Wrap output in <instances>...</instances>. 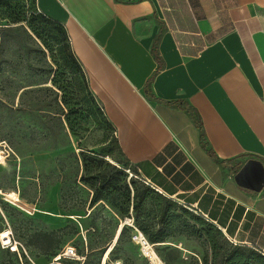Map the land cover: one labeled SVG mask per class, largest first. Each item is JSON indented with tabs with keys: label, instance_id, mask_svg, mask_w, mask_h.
Instances as JSON below:
<instances>
[{
	"label": "crops",
	"instance_id": "crops-1",
	"mask_svg": "<svg viewBox=\"0 0 264 264\" xmlns=\"http://www.w3.org/2000/svg\"><path fill=\"white\" fill-rule=\"evenodd\" d=\"M36 4L65 26L140 178L264 255V186L234 177L264 163V0Z\"/></svg>",
	"mask_w": 264,
	"mask_h": 264
},
{
	"label": "rangeland",
	"instance_id": "rangeland-1",
	"mask_svg": "<svg viewBox=\"0 0 264 264\" xmlns=\"http://www.w3.org/2000/svg\"><path fill=\"white\" fill-rule=\"evenodd\" d=\"M25 10L33 23L32 28L27 27L31 36L20 23L0 18L4 24L0 141L6 140L13 150L9 164L0 165L2 232L12 229L19 252H26L31 264H49L52 252L41 246L51 230L61 238L59 249L74 246L81 256L66 259V264H155L132 223L134 195L148 185L122 155L114 129L69 43L59 47L39 34L42 18L58 25L61 22L39 12L36 0H27ZM85 155L108 161L114 169L96 165L89 175ZM108 156L120 162L119 166L106 159ZM99 173L109 182L105 184L107 180L99 178ZM91 182L103 196L94 205H90L95 190ZM9 192L17 193L19 200L9 197ZM151 198L146 209L154 205ZM192 215L196 214H184L189 225L194 222ZM122 222L127 229L116 242L117 226ZM171 240L150 243L160 259L157 264H196L207 249L203 239L185 234ZM175 248L180 250V258H174Z\"/></svg>",
	"mask_w": 264,
	"mask_h": 264
},
{
	"label": "trees",
	"instance_id": "trees-1",
	"mask_svg": "<svg viewBox=\"0 0 264 264\" xmlns=\"http://www.w3.org/2000/svg\"><path fill=\"white\" fill-rule=\"evenodd\" d=\"M26 6L27 0H0V18H6L10 23H20V25L24 27V31L28 33L27 30L28 28H32L33 23L27 17V10H25ZM42 22V32H39V34L41 33L42 36H46L47 40L49 39L53 41V43L59 45V47H63L67 43L70 45L67 30L62 23V26L54 24L48 18H42ZM53 25H58V27H54ZM32 30L34 31L36 28L33 27ZM3 35L4 29L1 32L0 41L2 40ZM28 35L31 36L30 33H28ZM73 54L75 55L74 52ZM69 68L74 71L71 66H69ZM146 90L149 93L148 88ZM202 139L204 140L203 136ZM211 155L219 160L213 152H211ZM106 159L112 161L109 159V156ZM84 160L89 175L92 174V170H94L96 165L101 166L103 164L106 167L114 169L110 162L103 161L90 155H85ZM9 162L7 164H9ZM112 162L116 163L114 160ZM119 168L124 170L122 167ZM97 169H100V167ZM133 171L137 174L136 169H133ZM100 177L107 180L105 174L99 173V178ZM109 180L110 179H108L105 184L108 183ZM144 182L148 186H146L141 192L137 191L134 195L132 223L133 227L137 228L150 243L162 244L167 241H172L171 239L179 235L185 234L187 238L194 237L197 239H203L207 245V249L205 250L201 261L199 262L198 259L195 260L196 264H264V255L262 253L246 245H234L217 225L203 218L195 210L185 207L182 204L179 205L177 201L166 197L151 184L146 181ZM133 183L135 184V181H133ZM90 185L95 189L90 198V205H94L102 199L103 196L99 194V189L95 188L94 182H91ZM150 197H152L151 199L154 205L149 209H146L145 203ZM0 201L4 202L3 199ZM189 212L196 214L190 217V219L194 221L192 225H189L188 219L184 216V214L188 216ZM128 218H130L129 215ZM199 224L203 225V227H198ZM118 227L119 226H117V228ZM2 229L3 217L0 213V233L2 232ZM126 229L127 225L124 223L116 242L120 240ZM55 233L56 230L46 232L41 246L46 251L50 250L52 255L60 250L59 248L62 242L61 238L55 237ZM17 247L18 244H14L13 248L16 249ZM114 247H112L109 252H112ZM174 250L176 251L174 258H180V250L178 248H175ZM0 264H31V262L26 252L22 250H20V252L11 251L8 247L4 248L0 246Z\"/></svg>",
	"mask_w": 264,
	"mask_h": 264
},
{
	"label": "built area",
	"instance_id": "built-area-1",
	"mask_svg": "<svg viewBox=\"0 0 264 264\" xmlns=\"http://www.w3.org/2000/svg\"><path fill=\"white\" fill-rule=\"evenodd\" d=\"M1 27L2 24L0 23V39H1ZM13 150L9 146L8 142L6 140L0 141V165L7 164L10 160V157L12 155ZM132 219L129 218V221ZM7 230V239H2V234L4 231ZM3 230V232L0 233V241L2 244V247H11L13 251H19L18 247L14 249V244L17 245L18 241L15 240L13 231L11 228H7ZM68 258H79L81 259V256L77 253L76 248L74 246H65L61 250H59L55 255L52 256L51 261L49 264H66L65 260Z\"/></svg>",
	"mask_w": 264,
	"mask_h": 264
},
{
	"label": "water",
	"instance_id": "water-1",
	"mask_svg": "<svg viewBox=\"0 0 264 264\" xmlns=\"http://www.w3.org/2000/svg\"><path fill=\"white\" fill-rule=\"evenodd\" d=\"M238 184L253 190L264 186V163L258 158L247 159L234 175Z\"/></svg>",
	"mask_w": 264,
	"mask_h": 264
},
{
	"label": "bare ground",
	"instance_id": "bare-ground-1",
	"mask_svg": "<svg viewBox=\"0 0 264 264\" xmlns=\"http://www.w3.org/2000/svg\"><path fill=\"white\" fill-rule=\"evenodd\" d=\"M110 159V158H109ZM148 183V182H147ZM7 195L9 197H12L14 200H19V196L17 193L15 192H9L7 193ZM197 212V211H196ZM122 224H120L119 228H118V231L116 233V236H115V239H117V237H119L120 235V232H121V229H122ZM7 232H4L2 235V239H7L8 235L6 234ZM137 239L139 240V242L143 245L144 247V250H145V253L152 259V261L157 264L158 260H160L157 255H156V252L153 250V248L151 247V244L150 242L147 240V238L142 234L140 233L137 237ZM110 251V248L107 250V253L106 255L109 253Z\"/></svg>",
	"mask_w": 264,
	"mask_h": 264
}]
</instances>
